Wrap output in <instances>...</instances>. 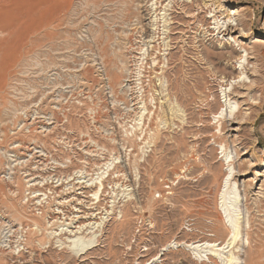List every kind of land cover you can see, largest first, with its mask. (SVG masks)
I'll return each instance as SVG.
<instances>
[{"label":"rangeland","instance_id":"rangeland-1","mask_svg":"<svg viewBox=\"0 0 264 264\" xmlns=\"http://www.w3.org/2000/svg\"><path fill=\"white\" fill-rule=\"evenodd\" d=\"M204 1L193 6L177 0L170 8L167 24L160 23V33H157L160 36L152 43L154 47L149 48L151 54L159 56V63L153 66L140 54L141 47L147 49L142 45L149 39V29L147 26L139 28L136 1L0 0V225L4 222L1 226L6 238L0 237V264H214L206 256L198 260L197 252L180 244L215 238L212 231L218 207L225 218L230 213L221 208L220 191L227 179L231 181L228 180V188L232 185L244 198L243 203L241 198L238 201V206H243L244 222L247 221L246 211L248 218L253 217L252 235L257 246L253 242L252 250L258 247L264 253V208L259 209L256 202L264 198V0L224 2L221 12L227 9L232 12L234 25L230 35L233 38L218 34L212 17L218 9L214 12L216 5L211 6L214 1H209L208 6ZM222 18L218 19L221 23ZM237 23L243 24L249 32H241ZM239 43L248 52L240 49ZM241 55L247 67L241 82L257 83V89L250 94L256 99L255 102L251 97L248 100L250 104L253 101L254 106L249 111H252L250 120L237 121L242 124L229 122L220 134L231 144L225 156L224 148L213 138L220 129L215 115L224 105L221 86L225 87L226 83L221 80L237 78L242 71L238 60L230 56ZM164 76L169 80L171 93L177 96L187 113L185 123L176 120L172 128L163 123L169 121V102L161 97ZM79 77L87 79L85 91L88 97H93L88 99L86 109L114 111L120 115L122 125L131 120L127 111L132 105L137 111L139 106H144L154 114L149 112L144 122L135 121L137 127H143L148 142L153 131L158 133L155 146H148L149 156L145 162L140 159L120 170L128 177L117 182L120 208L110 216L117 220L106 230L100 247L83 262H77L60 246L57 238L50 236L51 230L57 231L59 226L48 227L47 220L59 219L55 223L64 226L69 221V218L66 221L68 215L47 213L44 216L50 219L41 218L36 214L37 201L30 198L26 203L24 190L30 176L23 171L22 177H27L14 185L16 190L12 194L7 185L10 175L2 171L7 160L16 158H8L7 148L13 140L8 133L21 123L22 111L37 108L36 104L51 109L48 97L54 94L68 97L69 90L78 94L82 87ZM235 90L242 92L239 88ZM233 98V114L230 115L228 109L226 120L233 119L239 103L243 110L250 107L243 98ZM225 116L224 106L223 118ZM238 139V143L243 141L246 147L238 143L235 147L232 142ZM137 140L139 152L143 143L141 138ZM230 160H234L235 168L229 166ZM63 172L65 174V170ZM129 173L133 177H129ZM217 177L218 184L215 183ZM231 197L234 198V194ZM233 201L228 200L227 206L235 210ZM121 208L123 213L119 219ZM35 223L48 231L26 232L29 227L33 229ZM221 238L225 239L226 235ZM174 241L180 244L173 243L167 248ZM242 254L243 261L250 259L248 244ZM154 258L157 260L153 261ZM262 262L264 264V258Z\"/></svg>","mask_w":264,"mask_h":264},{"label":"built area","instance_id":"built-area-1","mask_svg":"<svg viewBox=\"0 0 264 264\" xmlns=\"http://www.w3.org/2000/svg\"><path fill=\"white\" fill-rule=\"evenodd\" d=\"M79 79L82 87L78 94L69 90L68 97L62 96L65 94L51 97L48 100L52 103L51 109H41L36 104L38 109L48 113L39 115L44 118H38L36 126H33L32 121L37 116L31 112L27 115L28 111H23L21 123L16 129L12 127L9 134L11 139L17 137L9 147L30 145L32 156H25V159L35 162L36 167L40 166L29 171L34 188L27 191L26 203L30 198L36 200V214L40 216L47 213L68 215L66 221L69 218L67 222L71 223L74 230L86 224L90 214L118 211L117 182L126 176L120 170L140 159L143 162L149 154L145 131L141 133V130L136 129L135 105L127 111L131 120L124 121L122 125L120 115L114 111L86 109L88 99L93 97H88L85 91L87 79ZM25 124L28 126L25 127ZM19 130L21 139L16 134ZM139 136L144 152H138L136 148ZM9 156L14 158L12 149L8 151V158L11 159ZM63 170L65 174L61 172ZM129 174V177H133V174ZM30 192L33 193L32 197L28 195ZM55 222L58 220L47 221L48 227L60 226Z\"/></svg>","mask_w":264,"mask_h":264},{"label":"bare ground","instance_id":"bare-ground-1","mask_svg":"<svg viewBox=\"0 0 264 264\" xmlns=\"http://www.w3.org/2000/svg\"><path fill=\"white\" fill-rule=\"evenodd\" d=\"M133 1H136L138 3V10H139L138 13H139L140 24H141L140 27H139V25H138V27L139 28H143L144 26H147V28L149 29V32H148V35H147V38H149V39L144 40L143 45H142V46L146 45L147 49H143V47H141V53L140 54L143 57L144 61L145 60H150L152 62L151 65L155 66L156 64L159 63V61H158L159 56L158 55L154 56L153 53L151 54L149 48L150 47H152V48L154 47V46H152V43L155 42L156 36H160V35L157 34V33H160V23L163 22L164 23L163 26H165V24H167V21L169 19L168 18L169 14H167V12L170 10V8L173 7V5L176 3L177 0H133ZM181 1L186 2V3L194 6L195 3H199L200 0H181ZM209 1H210V3L213 2V1L214 2L211 5L209 3ZM225 1L226 0H208V1L206 0V1H204V4H205V6H208L210 4L211 6H214V7L216 5L214 12H216L217 9H218L217 10L218 12H216L215 14L212 15V17L215 20V23L217 24V27L215 29L218 31V34H222L223 37L229 36L231 38L232 35H230V34L232 33L233 25H234L231 22V20L233 19L232 12H231V10H228V9L224 10V12H221L222 9H224L223 7L225 6L224 5ZM220 12H221L220 16H217V13H220ZM221 16H223L222 19H224V21L222 23H221L220 20H218L219 18H221ZM146 21H148V22H146ZM144 22H146V23H144ZM238 25H240L241 32H245L246 33L247 28L243 24L237 23L236 26H238ZM247 32H249V31L247 30ZM244 35H246V34H244ZM234 41L235 42H239L238 40H236V38H234ZM239 46H240V49H244V52H248V49H245V47L242 44L239 43ZM231 50H235V52H237V50L235 48L231 47ZM151 51H153V49ZM230 57H231V59L234 58V59L238 60L240 68L242 67L240 70H242V71L238 74L237 78L232 76L231 80H230L229 77H228L229 79L226 80L225 77H223V79L221 80L222 83H226L225 87L221 86V94H222L221 97H224V100L222 102V103H224V105H221V107H220V108H222V111H220L219 113H217L215 115V119L218 120L217 123L219 124V128H220L219 129V134H216V133L213 134V138H214L215 142L218 143L219 145H221V147L224 148L223 153H225V156L227 155L228 149H230L231 144H230V142H229V140L227 139L226 136H221L220 134L223 132L224 128L228 126L229 122H233L235 124H238L240 122L246 123L248 120L251 119L252 111L250 113H249V111L252 109V107H254L252 104H253V101L255 102L256 98H254L252 95L250 96V94L254 90L257 89V83L255 81H250L249 84H247V82H245V80H243V83L241 82L242 81L241 79L243 77L242 75H244V73H245L244 69L247 68L244 65V62H242V59H243L244 56L241 55L238 58L232 57V56H230ZM248 64H249V62H248ZM164 66H165V64L162 66L163 69H164ZM167 67H168V65H166V68ZM162 74H164L163 70H162L161 75ZM162 78H163V81H162V96L161 97H166V101L169 102V105H168V114H169L168 120L169 121H168V123H167V121H163V123L165 124L164 125L165 127L168 125L167 128H169V127L172 128V127H174L176 125V120H179L180 123H185V121L187 120V118H186L187 117V113H186L185 109L183 108L182 104L179 102L177 96L171 93L172 90H171V87H170L169 80L165 76L162 77ZM236 79H238V82H237ZM236 82H237V84H236ZM237 88L241 89L242 92L236 91L235 89H237ZM48 94L49 93H47V95ZM52 95H53V93H52ZM45 96H46V93H45ZM54 97H55V94H54ZM172 97H174V98L172 99ZM233 97L243 98V101L246 102L245 105L246 106H250V107H248L247 109L243 110L241 105H240V103L237 100H235L236 103H239V107L240 108L234 114L233 119L226 120V118L228 117V109H230V111H229L230 115L233 114V106H232V103H231V101L234 99ZM249 97H251V99L253 100L251 104L248 102ZM49 99L50 98L48 97V100ZM164 99H163V102H164ZM51 101H52V99H51ZM153 102H155V101L153 100ZM46 106H47V104H46ZM224 106L226 107V116H225V118H223ZM228 106H230V107L228 108ZM34 108H35V106L32 107L33 110H28V114L27 115H29V112H31V114H34V115L37 116V117L33 118V121H32L33 126H36L37 123H38L37 122L38 118H44V116H39V115L40 114L48 115V113L45 112L44 110L38 109V107L35 108V109ZM41 109H43V108H41ZM149 112L150 111L147 109V107L139 106V109L136 112V115L134 116V118H135L136 121L144 122L145 118H146V115L149 114ZM150 114H154V113L150 112ZM20 119H22L21 116H20ZM24 119L26 120V118H24ZM222 119H225V120L223 121ZM237 121H240V122H237ZM255 121L256 120H254V122ZM39 122H40V120H39ZM242 123H240V124H242ZM29 124H31V123H29ZM27 126H28V124H25V127H27ZM16 128H17V126L15 125V129ZM136 129L142 130L143 127L141 129H139L137 127V125H136ZM20 132H21L20 130L16 131V134L19 136V139H21ZM143 132H144V130H142L141 133H143ZM8 135H9V133H8ZM156 138H158V133L155 134V132L153 131L150 134V139H151L152 143L146 141V143H148V146L150 144V146L154 147ZM15 139H17V137ZM15 139H13V140H15ZM238 141H239V139L238 140H234L232 142V143H234L235 147H237V145H235V144L238 143ZM22 143H25V142H22ZM238 145H242V146L246 147V143L243 142V141H240L238 143ZM10 149H12V151L15 154L14 157H16V158L12 159V160H7L8 162L7 163L5 162L6 166L4 167V169L2 171H3V173L5 172L6 176L10 175V178H9L10 182L7 183V185L9 186L8 188H9L10 193L14 194V192L16 190V186H14V185H16V184L18 185L20 180L23 181L27 177V176L22 177L21 173L24 171V173L29 175L30 178H31L32 173L31 174H28V173H29V171L31 172L33 170V166L36 163L35 162L33 163V161L25 159V156H29V157L32 156V154H30V152H31L30 145L17 144L15 146H13L12 148L11 147L8 148L9 151H10ZM142 149H144V148L141 147L140 151L144 152V150H142ZM236 150H237V155H238L239 151H238V149H236ZM150 152H153V148H152V151L150 150ZM144 155H145V153H144ZM148 156H149V154H147V157ZM147 157L146 158L144 157V162L147 160ZM228 158H229V156H228ZM228 158H227V160H228ZM262 161L263 160H261V162ZM232 165L235 168L234 160H230L229 161V166H232ZM45 166H47V165H45ZM34 167H36V166H34ZM39 167L40 166H37L36 168L39 169ZM57 168H59V167H57ZM60 168L64 169V166H61ZM61 172L64 173L63 171H61ZM60 177H61V179H63L62 175ZM1 179H4V178H1ZM46 180L48 181V179H46ZM228 180L229 179L226 180L227 182H224L223 189L220 192H221V195H222L221 208L226 210V211H228V212H230V213L225 218L224 215L222 214L221 209L218 207V211H217V213H216V215L214 217L215 221H216V225L214 227V230L212 231L214 233V237L215 238H210V239L208 238L204 242H202V241H193V242H184V243H181V244L174 241V242H171V244L167 245V248L172 247L173 243L176 244V245H179V244L183 245V246L187 247L188 249H190V250H192L194 252H197V254H195V255L198 257V260H202L203 257L206 256L214 264H220V263H222V264H263L262 260L264 258V253L258 247L256 248V250H252L253 246H251V244L254 242V238H253V235H252V229H253V226H254L253 225V217L249 216L250 218H248L247 211H246L245 215H246L247 221H246V223L244 222V217L245 216L241 217L242 215H244V210L242 208L243 206L242 205L238 206L239 205L238 201L241 198L240 194L237 193V190H235L232 187V185H230V187L228 188L227 184L230 181V180L229 181ZM233 180L237 183V179L235 177L233 178ZM32 181H33V178H31L29 181H26L27 188H26V190H24L25 192H27V191L29 192V190H31V191L33 190L34 184H31ZM215 183L218 184V177L215 178ZM230 183H231V181H230ZM225 184H226V186H225ZM239 188H240V185H239ZM172 192H171V194H172ZM30 194H31V192L28 195H30ZM232 194H234V198L231 197ZM245 196L247 197L248 194L245 193ZM231 199L235 200V201H233V203L236 204V205H234L235 210L234 209L232 210L230 206H227L228 205L227 204L228 200H231ZM243 201H244V198L243 199L241 198L240 202L243 203ZM247 201L248 200H246V202ZM256 202L258 204V208L259 209L260 208H264V198L258 199ZM135 208H137L139 210L137 205H136ZM248 209H249V207H248ZM122 213H123V210L121 208L120 214L118 213L119 214V219L121 218V214ZM113 214H114V211L111 212V211H107V210L104 213L100 214V215H96L95 213L94 214H90L88 216L89 218H88L87 223L84 224L83 226L79 227L77 230H74L73 228H71V227H73L71 225V223H67V224H64V226H59L57 228L58 229L57 231L56 230L55 231L51 230V232H50L51 235L50 236L51 237L54 236V237H52L53 239L57 238V242L60 243V246H63V248L66 249L67 253L72 258H75L77 262H83L86 259V257H88V255L93 250H95L96 248L100 247L103 239L105 238L104 234H105L106 230L108 229V227L111 224H113L117 220V219H113V220L111 219L112 217H110V216L111 215L113 216ZM40 217L41 218L45 217V220L48 219V218L46 219V216H44V215H41ZM201 217H202V215H201ZM11 218H13V217H11ZM228 218H229V221H228ZM242 219H243V221H242ZM255 221H256V219H255ZM2 223H4V222H2ZM2 223H1V225H2ZM41 223H42V221H41ZM11 224L13 225V222ZM66 225H68V227L65 230L64 227ZM5 227H4V229H5ZM30 228L31 227H29V229L26 232L33 231L35 229H39V230L43 229V231L44 230L48 231V229L46 227H44L43 225H41L39 223H35L33 229H30ZM2 229H3V227L1 226L0 227V230H1L0 237H1V239L5 238V234L3 236ZM21 230H22V228H21ZM222 235H226V238L223 239V240L221 238ZM5 240H6V238H5ZM221 240H222V242H220ZM256 242H254V244H256ZM25 244H27V240H26ZM246 244H248L249 250L251 251V257H250V259H248L246 261H243L242 260V257H243L242 252L244 251V248H245ZM255 246H257V244ZM17 247H19V246H17ZM163 250H166V249H163ZM156 260H157V258H154L153 261H156ZM61 261L63 263L64 259L61 260Z\"/></svg>","mask_w":264,"mask_h":264}]
</instances>
